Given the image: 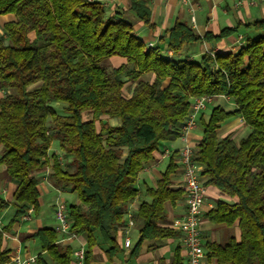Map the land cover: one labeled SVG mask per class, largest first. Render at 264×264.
<instances>
[{"label":"trees","instance_id":"16d2710c","mask_svg":"<svg viewBox=\"0 0 264 264\" xmlns=\"http://www.w3.org/2000/svg\"><path fill=\"white\" fill-rule=\"evenodd\" d=\"M147 2L130 0V9L154 30ZM7 14L15 18L4 23L6 37L0 38V164L18 181L13 202L0 196V210L15 209L8 226L30 206L40 207L36 173L48 165L53 185L79 197L80 203L69 204L68 214L72 230L87 239L84 264H90L99 238L110 244L109 257L117 255L121 248L116 233L139 195V173L161 142L182 136L181 125L194 97L224 95L236 109L213 107L208 121L202 122L203 135L193 160L203 165L206 185L232 198L218 200L207 218L237 224L241 236L206 241V255L217 264H264V19L205 36L177 20L168 29L170 57L160 46L147 44L125 13L108 16L99 0H0V15ZM242 24L259 35L238 51L206 52L198 61L179 57L185 46L223 40ZM116 55L126 63L108 70L103 62ZM145 73L155 74V80L143 78ZM126 75L135 82L129 96ZM36 83L38 88L29 89ZM54 101L65 105L64 114L56 111ZM233 115H240L251 128L239 142L218 132ZM104 116L117 118L119 124ZM54 141L71 157L68 166L55 153L49 154ZM177 169L172 159L157 187L147 189L151 200L143 201L137 212L143 222L131 256L146 240L177 236V230L161 224L168 217L166 203L184 199V189L172 186ZM5 229H0V264L10 261ZM25 237L41 244L37 264H50L45 254L55 264L71 263L73 248L57 243L54 227L39 228ZM183 263L177 247L170 264Z\"/></svg>","mask_w":264,"mask_h":264},{"label":"crops","instance_id":"0c3cea01","mask_svg":"<svg viewBox=\"0 0 264 264\" xmlns=\"http://www.w3.org/2000/svg\"><path fill=\"white\" fill-rule=\"evenodd\" d=\"M111 6L109 16L121 12H126V16L131 19L138 35L147 43L154 46H160L164 54L172 57V52L167 49L168 29H170L177 20L186 21L192 25L195 30L201 35L212 32L218 34L227 26H236L239 23H253L264 19V0H190L188 4H184L182 0H147V5L152 11V18L156 25L155 29H151L144 25L131 11L130 0H99ZM105 5V3H103ZM120 8L122 10H120ZM12 15V14H7ZM13 16V15H12ZM244 24L240 25L238 31L220 41L203 42L188 45L183 48L179 57L193 60H200L207 49L215 51H233L239 50L240 46L247 43L249 38H256L259 35L253 27H247ZM111 62L118 64L113 67H118L126 63V59L121 56H112ZM143 78L149 81L155 80V74L145 73ZM128 96L131 94L135 82L131 83ZM221 106L226 110L233 111L236 109L234 101L224 95L215 96L213 102L208 107L200 111L197 115V125L190 130L186 135L177 138L174 141H163L159 148L154 152V157L145 165L144 169L139 173L137 187L139 195L130 203L128 210L134 213L135 226L131 227L128 234L117 230V242L121 251L117 255L108 256L106 250L110 244L104 243L100 238L98 244L93 248V253L90 258V264H170L173 261L174 252L177 247L181 248V254L184 258L183 264H188V258L185 250L181 245L180 233L177 231L175 238H166L162 240H146L144 241L139 253L136 256H131V251L139 239V230L141 228L142 219L137 217V212L143 201H150L151 196L147 189L157 187V181L162 173L167 169L171 160L178 165L177 172L172 176L173 187H183L182 170L179 162V151L186 142H190L194 147L199 143L203 135V121H208L213 107ZM113 124H119L117 118H109ZM110 122V123H111ZM112 124V123H111ZM251 131L249 125L245 123L240 115H233L219 129V136L225 137L230 135L237 142L243 137H246ZM3 148L0 145V156ZM52 149L49 154L51 155ZM60 158L62 165H68L65 159V154L60 148L55 152ZM53 172L51 166H45L40 169L36 176L40 179L41 205L38 209H34L28 218L24 215L20 217L12 226H8L11 219L14 217L15 209L9 206L0 210V229L4 230V247L10 250V261L6 264H18L16 258L24 261L23 264H37L29 261L31 257H37L42 252L41 244L38 239L26 238L27 234L35 232L42 227H55V207L57 202L65 201L69 204L80 203L76 192L70 191L68 188L56 187L50 181V175ZM49 178V179H48ZM204 183L206 177L203 176ZM18 187V181L8 176L5 165L0 164V196L8 202H13L14 193ZM206 197L202 206L201 213V232L204 243L208 240L218 241L220 236L224 234L223 227H230L234 232L230 237L240 239L241 231L237 224L227 226L224 223L211 222L206 214L209 210L217 206L218 200L232 201V198L225 195L218 188L212 185H206ZM46 203V207H44ZM31 207V206H30ZM168 217L161 222L163 226L172 227V223L176 218L182 217L186 212L185 200L182 199L175 204L166 203ZM128 216H125V221ZM58 235L57 243L60 245H70L73 248V258L70 264H84L76 256L75 251L80 247L87 249V239L84 235L78 234V237L72 240H61V235ZM129 236L131 246L126 247L124 240ZM229 237V238H230ZM228 238V239H229ZM207 251V250H206ZM46 260L50 264H55L50 255L45 254ZM85 260V259H84ZM203 264H217L216 260H210L207 255Z\"/></svg>","mask_w":264,"mask_h":264},{"label":"built area","instance_id":"2783aa9c","mask_svg":"<svg viewBox=\"0 0 264 264\" xmlns=\"http://www.w3.org/2000/svg\"><path fill=\"white\" fill-rule=\"evenodd\" d=\"M190 0H182L184 4H188ZM152 45V44H149ZM207 53L214 54L215 50L207 49ZM215 96L202 95L194 97L191 104V112L185 118L181 125L182 136L186 135L197 125V115L200 111L206 109L214 100ZM195 147L186 142L179 151V162L182 170L183 189L185 191L184 200L186 204V212L176 218L172 223V228L180 233L181 245L185 250L188 258V264H203L206 257V248L201 232V213L202 206L205 202L206 187L203 180V165L193 160ZM35 206L32 205L29 211L24 215L28 218L33 212ZM69 205L65 201H59L55 207V230L61 235V240H72L78 237V233L72 230V219L68 214ZM128 216L124 224L118 227L120 232L128 234L131 227L135 226V216L130 210L127 211ZM126 247L131 246L129 236L124 240ZM80 261L85 259V248L80 247L75 251ZM29 261L36 262L37 257H31ZM18 264H23L19 258H16Z\"/></svg>","mask_w":264,"mask_h":264},{"label":"rangeland","instance_id":"374dc122","mask_svg":"<svg viewBox=\"0 0 264 264\" xmlns=\"http://www.w3.org/2000/svg\"><path fill=\"white\" fill-rule=\"evenodd\" d=\"M103 3H105L104 7L106 9L107 15L109 16L111 6L107 5V3L105 1H103ZM120 10H122V9L120 8ZM121 12L126 14V12L123 11V10ZM14 18H15L14 15L13 16L12 15H0V38L6 37V32H5V29H4V23L6 21L12 20ZM133 24H136V22L134 21ZM110 60L111 59L109 58V59H106L103 62V65L106 66L108 70H111L115 64L116 65L118 64V61H116L115 64H114ZM129 68H133V65H129ZM125 80H126L125 93H127L129 91V88L131 87V85H132L131 83L133 81L129 80L127 75L125 76ZM39 86H40V83H36V84L30 86L29 89H35V88H38ZM52 105L54 106V108L56 109L57 112L62 113V114L65 113V110H64V106L65 105L64 104L54 101V102H52ZM86 117L88 119H90L92 117L91 113H87ZM103 118H104V120H108L109 122H111L110 119L107 116H104ZM111 123L113 124V122H111ZM58 145H59L58 141H54L53 142L52 147H51V149H52L51 153L52 154L55 153L59 149ZM64 156H65L66 162L69 163L71 157H68L66 155H64ZM44 207H46V203H45ZM223 229H224V234L222 236H220V238H218L219 239L218 241H220V242H225L232 235V233L234 232V229H232L230 227H223Z\"/></svg>","mask_w":264,"mask_h":264}]
</instances>
